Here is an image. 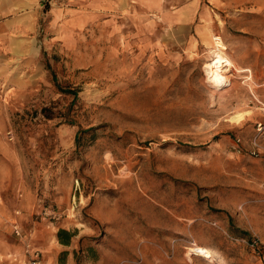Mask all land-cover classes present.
Here are the masks:
<instances>
[{"label":"rangeland","instance_id":"1","mask_svg":"<svg viewBox=\"0 0 264 264\" xmlns=\"http://www.w3.org/2000/svg\"><path fill=\"white\" fill-rule=\"evenodd\" d=\"M261 120L264 0H0V264H264Z\"/></svg>","mask_w":264,"mask_h":264},{"label":"built area","instance_id":"2","mask_svg":"<svg viewBox=\"0 0 264 264\" xmlns=\"http://www.w3.org/2000/svg\"><path fill=\"white\" fill-rule=\"evenodd\" d=\"M217 42H220L219 38L218 40L214 41V43H217ZM255 125H256L257 134H263L264 133V120L258 121ZM250 153L254 157L259 156L260 147H259L257 137L251 141ZM13 233L15 234L16 237H19V238L23 236L17 224L13 225ZM24 264H44L41 252L35 248H31L29 244H26L25 250H24Z\"/></svg>","mask_w":264,"mask_h":264},{"label":"bare ground","instance_id":"3","mask_svg":"<svg viewBox=\"0 0 264 264\" xmlns=\"http://www.w3.org/2000/svg\"><path fill=\"white\" fill-rule=\"evenodd\" d=\"M207 67L212 69V71H210V77L217 84L215 86H219L222 84V78L221 76L216 75V73L221 74V72H229L232 63L223 54L218 53ZM201 252H203V250Z\"/></svg>","mask_w":264,"mask_h":264},{"label":"trees","instance_id":"4","mask_svg":"<svg viewBox=\"0 0 264 264\" xmlns=\"http://www.w3.org/2000/svg\"><path fill=\"white\" fill-rule=\"evenodd\" d=\"M47 69H49V65L47 64ZM53 81L56 82L55 77H53ZM60 91L64 94H68V95H73V97L75 98V93H73V91L71 90H61ZM48 111H50V108H42L40 110V114L42 116H44L46 119H52L53 116L48 114ZM243 236H247V234L245 232L242 233ZM74 233H70L66 230L63 229H59L57 232V240L59 242V244L63 245V246H69L71 239L74 237Z\"/></svg>","mask_w":264,"mask_h":264},{"label":"crops","instance_id":"5","mask_svg":"<svg viewBox=\"0 0 264 264\" xmlns=\"http://www.w3.org/2000/svg\"><path fill=\"white\" fill-rule=\"evenodd\" d=\"M65 247H68V246H65ZM57 255H58V252L49 253L48 261L44 262V263H46V264H55ZM70 257H71V254H68L67 264L71 263V258ZM43 259H44V257H43Z\"/></svg>","mask_w":264,"mask_h":264}]
</instances>
